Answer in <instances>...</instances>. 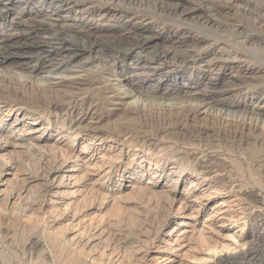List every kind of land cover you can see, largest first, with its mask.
<instances>
[{"label": "rangeland", "instance_id": "374dc122", "mask_svg": "<svg viewBox=\"0 0 264 264\" xmlns=\"http://www.w3.org/2000/svg\"><path fill=\"white\" fill-rule=\"evenodd\" d=\"M148 1L0 0L12 7L0 13V43L16 33L17 51L46 57L0 54V74L29 76L26 93L49 79L38 102L0 92V264H219L254 251L252 264H264V0ZM20 11L27 23L12 20ZM210 13L220 27L201 23ZM33 18L66 25L63 36L82 26L102 46L114 45L107 35L152 40L144 53L111 59L79 52L48 73L68 45L41 46L54 33ZM154 51L167 54L156 61L146 54ZM127 71L137 77L124 79ZM152 88V105L213 103L185 127L138 122L139 96ZM219 110L256 114L259 128L222 145L213 118L230 117Z\"/></svg>", "mask_w": 264, "mask_h": 264}, {"label": "bare ground", "instance_id": "6f19581e", "mask_svg": "<svg viewBox=\"0 0 264 264\" xmlns=\"http://www.w3.org/2000/svg\"><path fill=\"white\" fill-rule=\"evenodd\" d=\"M109 1H112V0H109ZM121 1L122 2H125L126 1L128 4H136V5H140V6H146V7H149V4H150V3H148L149 2L148 0H139V1L138 0H121ZM237 1H240V0H237ZM3 5L4 6H2V4L0 5V13H2V12H8L10 14L11 11H12V7L9 6V4H7V3H3ZM151 6H153V4H151ZM154 9H158V6L155 5L154 6ZM158 10H160V11H168V12H173V13H177L178 12V9H176V7H172V8H167V7H164L163 8V7H160ZM24 13L22 11H20V12H14L13 13L12 20H14V22H15V21L20 20V19H22L23 17H25L26 15L29 14L28 12H24ZM37 14L42 15V16H45V18L48 17V15L45 14L44 12L43 13L42 12L41 13H37ZM183 14H190V12H189L188 9H184L182 11V15ZM52 15H55L56 16L55 13H53ZM213 16L214 15H212L210 13V15H208V17L207 16L206 17H199V19H200V21H202L201 22L202 24H208V23L217 24L216 23L217 20L216 19H213ZM27 20H28V18H27ZM32 22L34 23V25L43 26L45 28L48 27L49 30L51 29V31H53V33H54V34L49 35L48 37L45 36V38H47L48 40H46L44 42H41V46H47L48 47L49 45L54 44V43L57 44V45L64 44L63 47L65 46V44L68 45V46H65L67 48H62L61 49L62 50V53H60V55L57 54V56H62L61 59H56L55 58L56 61L58 60L60 63H58V64L56 63L57 65L56 66H53V67L50 65V69L51 70L50 69H49L50 71L47 70L48 73L57 70L58 66H59V68H62L60 66H61V63H64L63 62L64 61L63 58H68V56H69V58L67 60H69L70 58H74V57L76 58V57L79 56L78 55L79 52L95 50L99 54V56L101 58L111 59V58H113V55L114 54H120V53H126L127 54L128 52H136L137 54L138 53L139 54L140 53H144V52L147 51V49L149 47V44L151 43L150 40H152L151 39L152 37H145L143 39L138 37L139 40L136 39V41H131L129 43H125V42H123V37H122L121 34L115 35L114 37H116V38H111L110 35H107L106 38L107 39L109 38L110 41H113L114 42V45L112 47L108 46V44L102 46V45H100V42H101L100 41V38L101 37L99 38V37L93 36L92 34L90 35L88 33V30L89 29L82 28V26L75 28V30L73 31V35L72 36H63L65 34V33H63V31L65 30L64 28L66 27V25L59 26V25H56L54 22H49L48 20H44V19L43 20H35L34 19ZM21 23H27V21H23L22 20ZM217 25H218L217 27H220V24H217ZM128 30H129L128 28H123V31H121V32L124 33L125 31H128ZM4 35H5L4 36V39L0 43V54H6V53L7 54H11V55L13 54L12 57H10V56L9 57H7V56L4 57V61H10L13 58H24V59L37 58V59H40V60H42L43 58H46L42 54L43 51L41 52L40 50L38 52H35L34 54H30V55H25L26 53H24V51L23 52L17 51V49H19V48L21 49V47H19L20 45L19 46H15V45L10 44L9 43V40L10 39H8V38H11V37H13V36H15L17 34L16 33L13 34V33H9L8 32V33H6ZM84 35H87L88 38L84 37ZM80 37H83L84 40L83 41H79V38ZM38 44H40V43H38ZM259 44L264 48V41L259 42ZM15 53H19V54L16 55ZM68 53H71V54H68ZM146 54L149 55V56H152L151 59H154L156 61H162L163 58H165V55L167 54V52H164L163 51L161 53H157L156 51H154L153 53H146ZM183 57L185 58V57H187V55H184ZM183 57H182V59L185 60L186 58L184 59ZM0 62H2V61H0ZM22 63L23 64H26V62H22ZM0 65H1V63H0ZM18 66H21V65H18ZM135 66H138V64H136ZM45 67H47V66H44L43 68H45ZM39 69H40V67H39ZM44 71H46V70H44ZM1 72H2V70H1ZM3 75L0 74V92H2V90H6V91H8V94L18 95L19 94L18 92L20 91V92L23 93L24 96L29 97V99H31L34 102H38L37 100H40V99L43 100L44 99L43 97L46 94V91L45 90H47V89H44V87H46L47 85H49L48 82H47L49 80L48 78L46 79V82H44L42 84L41 83L37 84V87H32L31 92L26 93L27 86L30 83V81L28 80V77L29 76L26 77V76H24L22 74H19L17 80H14L16 78L15 76H17V74L14 73V72H12V71H11V74H10L11 77L10 76H7L6 79H5ZM199 75L200 74H198L197 77L193 76V79H190L189 78L188 80H186V79L185 80H186V82H189V84H197ZM49 76H50V74H49ZM50 77H52V76H50ZM124 77H125L124 79H126V80H131L132 78L137 77V75L133 74L132 72L127 71L125 73V76ZM172 80L171 79H167L164 82H173V83L175 82L177 84L178 81L179 82L180 81H184V78L183 77H178V79H177L178 81H176L175 79H172ZM229 84H231L233 86H237L233 82L228 83V85H226V86L230 87ZM183 87L185 89L187 88L186 85H183L181 87L180 86L178 87V86L175 85L172 88V91H174V90L175 91L176 90L179 91ZM133 88H135V87H133ZM209 88H213V83H209L208 85L204 86L203 87V89H204L203 91L206 92V89H209ZM156 91L157 90H155V89L152 88L151 89V92L149 91L150 93L147 92L148 93L147 94V97L148 98L145 97V96H143V97H140L139 96V99H141V101H143L142 102L143 105L140 106V107L138 106V122H141L140 119H142V120H144V123L145 124L148 123V122H150L151 125H155L156 124L157 126H162V127H165V125H167V126H173L174 127L176 125H179L180 122H182V124L184 126V125H186V123L188 122V120H190L191 118H193L192 117L193 115L195 116L196 113H198L203 108H205V109L206 108H209V105L213 103V99L210 98L209 100H206V101L203 100V99H201L196 104H192L191 101H189V102H187V101L185 102V100L184 101H180L179 104H178L179 106H177V104H176L177 107H172L173 105L170 106V107H168V105H165L164 102L163 103H158L156 105H152V103L155 104L156 97L154 95L156 94L155 93ZM22 93H20V94H22ZM129 93H131L133 96H135L136 91L133 90V91H130ZM219 93H221V95H223V94L227 93V91H220ZM124 94H126V93H124ZM198 94H200V96L203 97V98L205 96L203 93H198ZM144 97H145V99H143ZM79 99H81V98H79ZM205 99H206V96H205ZM69 101H70V99H69ZM69 101L67 103H69ZM224 114H225V116H229L230 118L227 119V120H224L223 122L221 121V118L220 117L215 118V119L213 118V121L216 120V123H214V125H215L214 128H216L215 130H219L220 132L223 130V132L226 133L225 138L223 140L221 138V140H220V142L222 143V145H227V147H228V145L233 146L234 143H235V141L240 142L242 137L245 138V137H248L249 136V134L246 135V132L250 133L253 129L258 130V128H259L258 125L256 124V121H259L260 117H258V115H256V114H255L256 115L255 116V115H249V114L247 115L246 113L240 114V113H236V112H230V111H227V110H224V111L223 110H219L215 115L217 117V115L220 116V115H224ZM245 116H247V117L249 116V121L250 122L248 124L245 122L246 121ZM262 121H264V120H262ZM253 122H255V124ZM30 124H31V126H33V125L36 124V122H31ZM76 127H77L76 125H73V127H71V128L73 130L74 128L76 129ZM261 128H264V127H261ZM261 131L264 132L263 129H261ZM201 132H202V130H201ZM198 133H199V131L197 132V134ZM239 135H240V137H239ZM222 136H223V134H222ZM216 137H217V135H216ZM237 139H239V140H237ZM217 141H219V139ZM242 142L243 141H241V143ZM261 143H263V141ZM263 144H261V145H263ZM223 147H225V146H223ZM201 153H203V152H201ZM186 155H189V154L187 153ZM259 157H261V155ZM259 160H260V158H259ZM247 162H249V161H247ZM212 163L213 162H211V164ZM215 167H216V164H215ZM224 169H225V167H224ZM222 170H221V172H222ZM252 197H253V195H252ZM249 253H250L249 255H251V257H244V259H241V260H237L235 258L229 260V258H227V257L221 258L219 260V264H252V262L254 261V256H256V255H254L256 252L254 251L253 253H251V252H249ZM261 257L263 259L264 258V254Z\"/></svg>", "mask_w": 264, "mask_h": 264}]
</instances>
